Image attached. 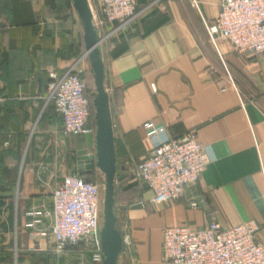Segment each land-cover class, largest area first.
<instances>
[{"label":"crops","instance_id":"1","mask_svg":"<svg viewBox=\"0 0 264 264\" xmlns=\"http://www.w3.org/2000/svg\"><path fill=\"white\" fill-rule=\"evenodd\" d=\"M153 1L137 0L132 28L101 43L116 165L133 168L155 145L187 134L209 161L175 202L152 204L151 190L136 181V195L119 202L118 228L130 246L118 264H165L164 228L213 221H254L264 245V59L210 39L203 22L216 19L220 0H196L198 8L190 0L148 6ZM84 52L71 0H0V264H58L44 240L51 195L61 178L80 174L77 152L94 137L63 133L48 100L49 73ZM148 124L162 129L154 140ZM89 245L69 251L98 249Z\"/></svg>","mask_w":264,"mask_h":264},{"label":"built area","instance_id":"2","mask_svg":"<svg viewBox=\"0 0 264 264\" xmlns=\"http://www.w3.org/2000/svg\"><path fill=\"white\" fill-rule=\"evenodd\" d=\"M97 2L96 14L88 0L101 49L103 40L131 29L141 10L137 0ZM190 2L198 8L196 0ZM153 5H159V0L148 6ZM203 23L213 42L221 39L237 53L264 59V0H220L216 19ZM106 26L110 29L104 32ZM86 58L84 52L63 72L49 73L48 100L60 116L66 136H95V128L90 124L91 98L81 77ZM161 130L148 124L145 136L154 140ZM208 161L204 147L193 134H187L155 145L133 170L136 181L146 183L151 190L150 202L159 205L181 199L186 189L199 181ZM103 189L104 185L88 182L81 174L64 176L56 183L51 209L46 213L52 226L44 236L55 254H65L80 244H93L98 249L92 252V261L101 262L98 231L102 223ZM190 206L197 204L192 201ZM258 231L254 221L230 228L215 221L199 230L167 227L161 232V260L165 264H264V245L257 241ZM122 240L125 253L130 239L122 234Z\"/></svg>","mask_w":264,"mask_h":264},{"label":"water","instance_id":"3","mask_svg":"<svg viewBox=\"0 0 264 264\" xmlns=\"http://www.w3.org/2000/svg\"><path fill=\"white\" fill-rule=\"evenodd\" d=\"M71 2L82 27L84 49L94 85L92 107L95 125V154L88 155L86 149L79 150L77 152L78 169L81 175H90L94 169H98L104 175L102 223L98 231L99 252L102 264H118L120 256L123 255L124 247L122 234L118 228L119 221L114 212L116 205L114 197L116 154L109 99L104 86L105 72L99 46L100 37L92 22L88 0H71ZM142 188L147 190L148 185L143 183ZM141 206V204H136L132 207L140 208ZM121 209L123 210L125 207L121 206Z\"/></svg>","mask_w":264,"mask_h":264},{"label":"rangeland","instance_id":"4","mask_svg":"<svg viewBox=\"0 0 264 264\" xmlns=\"http://www.w3.org/2000/svg\"><path fill=\"white\" fill-rule=\"evenodd\" d=\"M90 4L92 5L93 8V2L92 0H90ZM83 54V53H82ZM81 54V55H82ZM83 68H84V73L83 76L85 77V83H86V87L89 89L91 95H93L94 93V85H93V81H92V77L90 74V66H89V62L86 58V62H84L83 64ZM87 138V137H85ZM90 140L91 143H86L85 144V149L87 150V154L89 155H93L95 154V142H94V138H88ZM79 144H75V153H74V157L77 159V153L76 151L79 149ZM116 176L114 178V187L116 188V205L114 207V212L116 214V216L119 214L120 210H119V202L123 199H127V198H131L133 196L136 195V190L137 189V185H136V179H135V175H134V170L132 167H125L124 169H121L119 167V164L116 165ZM93 175L92 177L89 178V180L91 182L97 183L98 185L102 186L105 184V178L104 175L98 170V169H94L93 170ZM101 197L103 198V192H101L100 194V200ZM87 246H90L89 244H86ZM91 250V252H89ZM97 248L96 247H88L86 248V250L82 249L83 252V256H81L80 252L77 253H73L72 251H69L66 254H62L59 255L58 258V264H100L99 262H93L92 261V252L96 251ZM80 251V250H78ZM80 253V254H79ZM86 259V261H84L83 259Z\"/></svg>","mask_w":264,"mask_h":264},{"label":"trees","instance_id":"5","mask_svg":"<svg viewBox=\"0 0 264 264\" xmlns=\"http://www.w3.org/2000/svg\"><path fill=\"white\" fill-rule=\"evenodd\" d=\"M69 1V0H68ZM83 79L85 78L83 75L81 76ZM86 93L88 94V95H90V98H91V116H90V124L95 128V125H94V120H93V107H92V95H91V93H90V91H89V89L86 87ZM92 175H93V173H91L90 175H87L86 177H85V180L86 181H88V182H91L90 180H89V178L90 177H92ZM114 191H115V195H114V197H115V199H116V188L114 187ZM72 249H76V247L75 248H72ZM71 249V250H72Z\"/></svg>","mask_w":264,"mask_h":264}]
</instances>
